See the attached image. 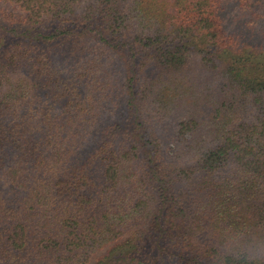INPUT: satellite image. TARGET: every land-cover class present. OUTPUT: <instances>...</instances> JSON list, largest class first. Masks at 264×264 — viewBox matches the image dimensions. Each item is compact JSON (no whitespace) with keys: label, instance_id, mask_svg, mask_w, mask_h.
Returning a JSON list of instances; mask_svg holds the SVG:
<instances>
[{"label":"trees","instance_id":"trees-1","mask_svg":"<svg viewBox=\"0 0 264 264\" xmlns=\"http://www.w3.org/2000/svg\"><path fill=\"white\" fill-rule=\"evenodd\" d=\"M0 264H264V0H0Z\"/></svg>","mask_w":264,"mask_h":264},{"label":"rangeland","instance_id":"rangeland-1","mask_svg":"<svg viewBox=\"0 0 264 264\" xmlns=\"http://www.w3.org/2000/svg\"><path fill=\"white\" fill-rule=\"evenodd\" d=\"M242 18L246 19V17L244 16V12L237 6L233 10L228 11V13L224 14L225 23L227 24L229 31H233V29L245 31V26L239 23L241 22ZM254 28L256 29L257 27ZM197 47H200V45ZM209 51H211V49H209ZM209 71H207L206 73L208 74ZM191 75L193 76V79L198 82V87L195 90V94L198 97L197 103L201 104L203 100L202 97L207 96V99L211 97V86L213 84V82H211V76H209V79L207 80L208 77H205L206 74L204 75L197 71H194V74L191 73ZM183 117H185V115ZM190 118H194L196 120L199 119L197 115H192Z\"/></svg>","mask_w":264,"mask_h":264}]
</instances>
